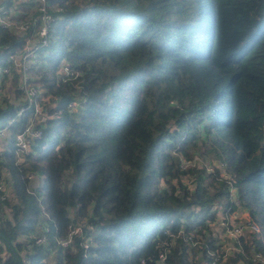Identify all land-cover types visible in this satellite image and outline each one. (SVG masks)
Returning <instances> with one entry per match:
<instances>
[{"label": "trees", "instance_id": "16d2710c", "mask_svg": "<svg viewBox=\"0 0 264 264\" xmlns=\"http://www.w3.org/2000/svg\"><path fill=\"white\" fill-rule=\"evenodd\" d=\"M46 4L56 21L28 72L44 97V119L34 118L42 139L18 161L14 138L32 110L8 127L0 264H156L168 234L165 264H211L217 254L222 264H264V0ZM19 9L16 20L39 13ZM23 42L0 29V66ZM62 59L72 79L59 76ZM18 79L0 74V128L23 101ZM232 209L259 231L229 238L224 253L212 226ZM81 220L91 229L58 245Z\"/></svg>", "mask_w": 264, "mask_h": 264}, {"label": "built area", "instance_id": "2783aa9c", "mask_svg": "<svg viewBox=\"0 0 264 264\" xmlns=\"http://www.w3.org/2000/svg\"><path fill=\"white\" fill-rule=\"evenodd\" d=\"M47 0H0V29L11 30L12 32L22 36L24 42L22 43L20 52L16 54H9L8 64L0 66V74L10 76L13 71H16L19 75V79L15 85V90L23 93V101L18 108L15 118L7 121L4 127L0 128V153L4 151L10 145L8 141V127L11 126L15 120L23 117L28 111L32 110L33 115L30 118L29 123L25 126L23 131L14 138L15 154L18 161H21L23 154H25L29 145L32 142L42 139V130L39 127L34 126V118L38 117L41 113V101L44 97L38 94V92L29 83V69L32 65H36L39 60V54L48 46V37L52 26L55 23V19L47 12ZM20 7H31V10L36 9L39 11L38 15L32 18L29 11H22L23 14H29V18L26 20H16L14 17L20 13ZM58 74L63 79H72L76 76L77 71L74 70L68 63H66L59 71ZM77 102L72 101L69 106L71 108L77 107ZM6 171L3 170L2 177L0 178V202H4L9 196L10 183L6 179ZM35 174L29 172L27 179L32 182L35 179ZM240 205L238 200H234V206ZM236 210H231L227 214V219L221 220V228L224 230L227 238L237 239L245 229L251 231H259L258 225L254 222L249 212L244 211L240 216L234 213ZM3 215V213H2ZM49 218L48 215H46ZM243 218V222L233 224L235 220ZM232 220V222H228ZM91 229L86 221H79L72 223L69 226V231L64 238L57 239L56 243L62 247H69L75 236L82 235L84 229ZM50 227L45 225L43 230L39 231L35 237L37 244H45L47 242V233L50 231ZM174 235L168 234L167 239L160 242L162 247L156 264H165V258L167 255L166 246L173 241ZM185 242L191 245H195L196 242L191 240L189 235L184 238ZM91 239H85L83 241V247L87 249L90 245ZM232 249V244L223 250L227 253ZM221 255V254H220ZM215 255L211 264H222V256Z\"/></svg>", "mask_w": 264, "mask_h": 264}, {"label": "rangeland", "instance_id": "374dc122", "mask_svg": "<svg viewBox=\"0 0 264 264\" xmlns=\"http://www.w3.org/2000/svg\"><path fill=\"white\" fill-rule=\"evenodd\" d=\"M66 64V60L65 59H62L61 60V63H60V68H59V70L64 66ZM22 162V161H21ZM34 180H36V181H38V184H39V186L41 185V183H42V177L40 176V175H37V176H35V179ZM32 188H30L29 189V193H32V190H31ZM11 190H12V187H11V185H10V187H9V196L11 197V195H12V192H11ZM8 198V197H7ZM74 212H75V206H69L68 207V213H69V215L71 216V217H73V215H74ZM244 211L243 210H236V211H234V213H236V215L237 216H240L241 215V213H243ZM221 215H219V217H220ZM218 217V218H219ZM227 219V215L225 214V217H224V219H222V220H226ZM83 221V220H82ZM244 220H243V218H241L240 220H235L234 222H233V224H238L239 222H243ZM228 222H232V220H229ZM220 224H221V220L219 221V224H215V226H212V230H213V238H215L216 240H217V243L219 244V245H221V247H222V249L224 250L228 245H229V238H227L228 236L225 234V232H224V230L222 229V228H220L221 226H220Z\"/></svg>", "mask_w": 264, "mask_h": 264}, {"label": "crops", "instance_id": "0c3cea01", "mask_svg": "<svg viewBox=\"0 0 264 264\" xmlns=\"http://www.w3.org/2000/svg\"><path fill=\"white\" fill-rule=\"evenodd\" d=\"M43 119H44L43 115H42V116L39 115V117H38V121H43ZM37 186H39L38 181L33 180V181L31 182V187H37Z\"/></svg>", "mask_w": 264, "mask_h": 264}, {"label": "water", "instance_id": "95a60500", "mask_svg": "<svg viewBox=\"0 0 264 264\" xmlns=\"http://www.w3.org/2000/svg\"><path fill=\"white\" fill-rule=\"evenodd\" d=\"M24 159L23 158H21V161H23Z\"/></svg>", "mask_w": 264, "mask_h": 264}]
</instances>
